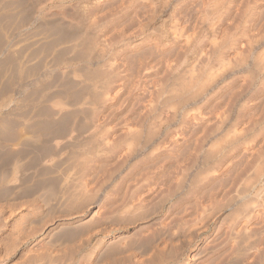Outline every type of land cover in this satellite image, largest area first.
<instances>
[{"label":"bare ground","instance_id":"1","mask_svg":"<svg viewBox=\"0 0 264 264\" xmlns=\"http://www.w3.org/2000/svg\"><path fill=\"white\" fill-rule=\"evenodd\" d=\"M38 1L39 2H37L36 7H37L39 12H43L49 4H53L56 1H59V2L64 4L67 2H73L74 0H38ZM105 1L107 2V0H89L88 2H86L87 3L86 5H83L82 8L80 7L81 11L79 12L80 13L79 15H77L78 13L76 12L75 13L76 15L74 14V16L69 17L67 19V22L65 20V22L67 24L63 21L58 22V23L55 22L53 24L46 25V28L42 29V30H44L43 32L38 31V34H37V32L35 33V34H37L36 35L37 38H36L35 42H40L41 43V44L39 43L40 45H42V46L44 45L42 47V50H41V48L40 49L38 48L40 51L39 53H41L40 59L43 57V59H41L43 61H42L41 66H40L42 68V70H49V69L67 70V69L73 68L74 66H79V68L72 70V73H71L72 75L70 74L71 80L68 82H67V80H64L67 83L64 82L65 85L62 83V86L63 85L64 86L62 88L60 86V88H61L60 90H58L56 88L55 89H52V88L49 89L48 87L44 86L43 89H41L42 91L40 92V94L39 95L37 94V96H36L37 98L34 96V98H36V99H35V101L33 100V107L31 110H28V111L24 110L23 111V110L16 108L17 111L6 113L5 115L0 114V191L4 190L7 187V185L12 181V179H16L19 174L27 175V176L30 175L33 178L34 177L38 178V180H45L46 178H49L52 176L55 177V175H57V174L59 176L61 174V171L56 166V165H58V162L62 158H65V157L68 159L74 158L77 161V159H79L81 157V155L78 157L79 153L81 152L79 149H81L82 151L86 150L85 152L90 153V155H91V153L93 154V147L96 148V150H97V147H95V145H97V144H98V146L99 145H105L104 146L105 149L106 148L108 149L109 146L107 147V145L111 144L110 147H112V149L113 148L115 149V141L116 140H114V144H113L114 146H113L112 145V143H113L112 139L114 138V136H113V138H111V140H112V142H111L110 137H109V135L111 133L108 134V131L110 130V127H111L109 124H111L110 122H112V121H110L109 124H106V125H108L107 127L109 129L106 128L102 122H104V120H107V118L109 117L107 115L108 114L110 115V113L112 114L113 110H115L114 107L116 108L115 105L120 103L119 102V103L115 104L114 102L117 101L116 100L117 98L119 100L118 95H120L122 93L121 92L122 88H123L122 86L128 85L125 83L126 79H128V78L125 77L126 79H124L125 81L123 80L124 81L123 82L122 77H124L125 73H127V72L129 73V71L131 69L133 70L134 66L135 67L138 66V69L135 68L138 71L134 70V72H132V70H131L130 74H132V73H136L137 75L139 74L138 76L137 75H131L134 78H135V76H137L136 81L139 83V80H140L139 76L144 74L145 77H147L146 73H150L153 68H154L153 70H155L154 73L157 71L155 66H157L158 62H156L157 60L155 61L154 58L159 56L158 52L165 51V49H167V48L171 49L176 42L179 43V41H181L182 42V45L180 46L181 49L180 48H178V50L175 49L176 51L180 50L178 52V54H177V52H174L175 50L173 51V49H172V51L174 52L172 54H175V53L177 54V55L175 54L174 56L172 55L173 57L176 56L175 57L176 59H174V60L170 59L167 61H166V59L165 60L162 59L165 61V63H164L160 59L161 57H163L161 55H164L163 53H165L164 58H167L168 57L167 54L169 52H172V51L168 52L167 50H166V52H168L167 54H166V52H163V53L161 52L162 53L160 55L161 57L160 56L157 57V58H159V62H160L159 64L163 63L164 66H167L166 72L164 73L165 77L162 79L163 74H161V73L163 71L160 73L157 71L159 75H162V77H160L156 73L161 78L160 79L161 81L155 82L153 84L154 88L152 87V84H150L151 86L149 85L151 88H153L152 90L155 91L156 96H155V94L152 93L153 99L150 100L151 103L148 105L149 106L148 112L145 113V115H143L144 113L142 114L144 117L141 120H143V121H141L139 119V117L137 118L139 121L143 122L141 124L138 122L135 124L136 126H138V124H139L140 128L133 126L134 123L132 126H130L132 124V123H129V121L132 120L130 118L131 117L130 116L131 114H130L129 115L130 120L129 121L127 120L128 121L127 123L129 125L127 124L126 128H125V131L127 132V134H125L126 132H123L124 131V129H123L122 132L126 136L121 137V135H123V133L121 132V135L119 134L121 137V138H119V140H121V141H118V140L117 141L124 143L125 140H127L129 138L128 141H126L128 143L124 145L126 150H124V148H122L123 151H125L124 152L125 157L133 155L138 150L139 147L143 148V150H144L143 152H145V154H142V156L143 155L144 156L141 157L143 159L140 160V162H138L139 158H137V160H135L136 163L134 162L135 168H133V169H135V170L140 169V168H136L138 163H139L142 165L144 164L143 165L144 168H142V169H145V170L143 171L144 173L142 172V170H139L138 174L141 171V174H139V176H138V174L137 175L134 174L137 177L135 178V176H133L134 181L133 180L132 181L136 182L137 178L140 179V176H142L140 179L141 182L138 183L139 181H137V183L140 184L139 187L143 186L142 182H144L145 183L144 186L147 187V185H148V187H149V188L147 187V189L149 190L148 192H151L153 195L155 193L157 194L158 192H159V195L162 194L161 196L165 195L164 197L160 196V198H164V199H159V200H161V201L165 200V201H162L163 204L160 201L162 205L160 204L161 207L158 208V210H157V211H159L158 212L159 217L158 218L156 217L157 219H159L158 222L161 226L162 225H163V227H164V225L168 226L173 221H176V222L178 221V227L177 228L179 230L185 231L186 233L188 231H190V232L191 231H193V232L200 231V230L208 228V225H207L208 223L206 224V222L211 220V218L212 219L214 217L216 218V216L218 214L220 215V213L223 212L224 210L225 211L228 210L229 216H228V213H226L227 214L226 217L228 218L229 221L227 220L226 222L227 223L230 222V223H229V226L227 225V227H228L227 231H226L227 234L228 235L230 234V236H232V234H233V236H234L235 234L241 233L242 236H243V234H246L249 238L251 236V234H253V231H255L257 229V227H256L257 224L260 223L262 220H264V147L260 146L257 148L259 143L262 140H264V139H262L264 137V99L262 100V96H264V66L262 68V66L260 65L262 60H264L263 59L264 53L261 56L262 58L259 61H256V62L261 61L259 63V65L262 68L257 73L258 77H260L258 79V81L260 83V86H259L260 87V89H259L260 94H258L257 91H255V92L253 91V94L255 93V95H253L251 93L252 95L246 96V95H244L245 85L242 86V84H240V82L238 83L239 78L237 77V74H236V72L240 73L241 70L238 71L239 68L238 67L236 68L237 65H234L232 62L234 60V62L236 63L237 58L240 56H243V54H245L247 51H245L246 50L245 49L244 50L245 53H244L243 50H240L242 48H240V44H238L237 40L228 41L227 39H225L221 36V33L224 32L225 29L230 30L233 27H234V29H236V27L238 26L237 22H239V19H241L240 16H243V13L241 14V12H240L241 11L240 9L243 8L242 7L243 4L247 3L250 6L252 4L254 5V3H257V2H254L255 0L254 1L253 0H244L246 3H244L243 0L242 1L241 0H201V4L203 3L202 5H204L205 11H203V6H202L201 10L203 13L201 12V15L197 18L198 21L193 22V23H195L196 28L194 29V31L192 33H189L188 28L190 29V27H192L191 25H194V24L193 23H187L188 21H185L187 24L186 23L184 24V22H182L180 20V19L183 20V17L180 15L178 17H182V18H179V19L178 18H171V20H169V22L166 21L168 24L167 25L165 24L166 27L164 25L163 26L165 28H167V30L164 31L162 34L157 35L156 33L146 34V31H147V28H149L150 25L154 22L153 21V19H154L153 15L158 16L157 15V14H159L158 9H160L162 12L163 11H169L170 14L172 12V16L174 17L173 14L176 11L181 13L183 9L184 10L186 9L185 8L186 6H188L189 4L195 3L197 0H128L129 4L127 2H125V4L130 5L129 9H131L132 6L138 5V3L142 2L143 4L148 5L147 8L144 5L145 11H149V10H147L149 7H151V9L153 8V10L156 9L158 11H156L157 12L156 14L152 13V16L150 15L151 16V17H149L151 20V21L149 20L150 23L146 22L145 24H142V25L140 24L139 25L140 27L138 26V28H136V31L133 33H130V30H134V29H132V27L130 28L129 33H128V31L125 32L123 30L124 32L122 31L120 34L117 35V37L114 38L113 35L110 36L111 32H109V30L105 27V25L108 24L107 22H109L111 20V18L116 13L111 14V16H110V14H104L103 15V14L99 13V11H98L99 7L102 6L103 2H105ZM198 1H200V0H198ZM239 1L242 2L243 4L239 5L238 4ZM18 2H16V3H18ZM116 2H117V0H116ZM122 2L124 3V0ZM251 2H254V3H251ZM120 3H121V1H120ZM74 4H72V6ZM113 4H115V3H113ZM92 5H95V6H92ZM238 6H241V8L238 9ZM91 7H93V8L96 7V10L90 12L89 9ZM93 8H92V10H93ZM115 8H116V6H115ZM125 8H123V4H122L121 9H125ZM187 8H189V7H187ZM247 8L248 7L245 5V7L242 9V11L244 10L246 12L248 11L250 13H254V11H255V10H253L254 7L250 6L249 7L250 9H247ZM100 9L103 10V8H100ZM191 9H192V7H191ZM78 10H80V9H78ZM110 10H111V8H110ZM206 10H208L207 11L208 14L211 11V13L213 15H216L214 21H209V19H210L209 16L212 14L210 13L208 15L207 13H205ZM238 10H240L239 14H238ZM116 11L117 10L114 9V11L112 13H114ZM143 11H144V9H143ZM186 11L189 12L188 9H186ZM198 11H200V10H198ZM258 11H259V9H258ZM134 12H135V14L137 13L136 11H134ZM189 13H191V11ZM256 13H257V11H256ZM256 13L254 15H256ZM25 14H27V13H25ZM118 14L119 13H117V15ZM142 14L143 13H141L140 15H142ZM170 14H168V18L170 17L169 16ZM188 14L186 13V15H188ZM236 14H238V16H236L234 18V15H236ZM244 14L246 16L249 15L248 13H245V12H244ZM226 15L231 16V19L234 18L233 19L234 23L232 21H230V23L232 22L231 23L232 25L237 23L236 24L237 26L234 25L232 27V25H230L231 26L230 28H229V25H226L228 27L224 26L225 25L224 24V22H225L224 18L226 17ZM137 16H138V13H137ZM130 17H132V16H130ZM237 17H239V19H238V21H235ZM248 17H250V16H248ZM248 17H246V18H248ZM134 18H136V17H134ZM139 18H141V16ZM227 18H229V20H230V17H227ZM251 18L255 19V16L253 17V14H252ZM126 19H125V21H126ZM129 19H131V18H129ZM250 19L248 20V22L252 21V19L251 20ZM112 20L110 22H113ZM184 20H185V18H184ZM116 21H119V20H116ZM130 22H131V20H130ZM221 22H222V24H221ZM248 22L244 21V24L246 27H247ZM113 23H115V20ZM131 23H133V22H131ZM138 23H141V22H138ZM121 24H122V22H121ZM121 24H118V25L122 26ZM135 24L138 25L137 23H135ZM249 24H250V22H249ZM136 25H134V26H136ZM161 25H159V26H161ZM222 25L224 27H226L224 30L222 29ZM107 26H109V25H107ZM120 26H117V27L115 26V27L117 29ZM128 26L130 27L131 25H128ZM242 26H244V25L242 24ZM241 28L243 29L244 27H241ZM112 29H114V27ZM120 29H121V27H120ZM120 29H118V30H120ZM128 29L129 28H127V30ZM0 31H1V33H3L2 26L0 28ZM23 32H24V30H23ZM248 32H249V30H248ZM243 33H244V31H243ZM247 34H245V35H247ZM39 35H42L43 37L38 38ZM134 35H138V36L143 35L144 36V38H142L140 41H138L139 42L138 44L136 42L135 46L140 45V47L143 48L142 52H144L143 51L144 48L148 47L147 49H149L148 51H150L151 53L147 54L144 52L145 54L142 53V56H140L139 54L136 53L139 56L136 55V58L134 57L133 60L136 59L137 61L135 60V62H132V64H135V63H137V64L136 65H130L131 66L130 68L127 67V65L125 64V61L124 62L120 61L121 65L125 64L126 66L125 65L124 66L127 67V70H126L127 72L123 71L124 73L122 72V74H124V75L122 76V74H121V71H122L121 68L122 67H121L118 59L121 58L119 56L121 55L120 53H122V51L131 47V45L133 43L131 44L129 42V40H131V38ZM222 38L228 42L225 43V41H223ZM246 39L250 40L251 38H248L246 36ZM251 41H252V39H251ZM246 43L249 44V46L247 45L248 47H250V45H252L251 42L249 43V41ZM246 43H244V44H246ZM144 45L145 46L149 45V46L144 47ZM153 45H155L154 46L156 48L155 50L153 47L151 48V46H153ZM137 47H135V48H137ZM149 47L151 49H153V51H151V49ZM173 48H175V47H173ZM36 49H37V47H36ZM147 49H145V51H147ZM156 50H158L157 51L158 54L155 53ZM16 52H17V50H16ZM138 52H139V50H138ZM10 53L12 54L13 52H10ZM31 53L32 52H30V54ZM35 53H34V55H35ZM134 54L135 53H133L132 55H134ZM140 54H141V52H140ZM155 54H157V55L154 57ZM34 55L32 54L31 56L34 57ZM126 55H128V54H126ZM5 56H7V55H5ZM31 56L29 54H23V55H19V56H17V54H16V56H15L14 65L16 66V68L15 67L14 68H15V70L17 69L16 73H18V74H16V73L15 74L18 75L21 79L24 78L23 77V75H25L24 72H26V74H27L29 71H32V70L26 71L25 67H24L26 65L29 66L28 65L29 62L34 60V58L31 60V58H32ZM35 56H37V55H35ZM130 56L131 55H129V57ZM169 56L171 57V55H169ZM125 57L127 59V56H125ZM240 58L242 60V57H240ZM130 59H132V57ZM213 59H217L216 61L218 64H223V68H224L223 72L220 69L214 70L215 66L211 65V62ZM129 62H128V64H131V62L130 63ZM166 62H167V64H166ZM155 63H156V65H155ZM94 65L97 67H94ZM257 65L255 67H258ZM260 66H259V68H260ZM23 67H24V69H23ZM125 67H123V68L126 69ZM235 68L237 69V71H235ZM28 69L29 68H27V70ZM207 69H208V71H207ZM33 70H34V68H33ZM36 70L39 71L40 68H39V70L38 69H36ZM248 70H249V68H248ZM68 72H71V70H69ZM205 72L207 73V75H206V79L203 80V75L205 74ZM251 72H253V71L251 70ZM251 72H249L250 75H251ZM34 74L35 73H33V75ZM30 75L32 76V74H30ZM68 75H69V73H68ZM254 75H256V74H254ZM128 76H129L130 80L134 79V78L130 77V75H128ZM25 77H26V75H25ZM149 77L152 78V76H149ZM250 77L252 78L253 75ZM68 78H70V76ZM144 78H143V81H144ZM151 78H150V80H147V79L146 80L151 81ZM153 78H155V77H153ZM241 78H243V77H241ZM24 79L26 80L27 77ZM157 79L158 78H155V81H158ZM134 81H135V79L133 81L131 80V82H132L131 84H133ZM152 81L154 82V80H152ZM137 82L134 85L138 86ZM220 82H226V83H225V85H223V83L221 85H218ZM115 83H117V85H115ZM123 83L125 85H122ZM142 83L140 82V84H142ZM140 84H139L138 88L141 87ZM134 85L132 86L133 90L135 88ZM237 85L240 87L241 86L243 87V89L241 88L242 91L238 90ZM126 86L124 89H126ZM22 87H24V86H22ZM144 87H145V85H144ZM129 89L132 90L131 88H129ZM141 89H142V87H141ZM123 92H125V90ZM144 92H145V89H144ZM222 92H223V96H225L224 95L225 93L226 94L228 92L230 93V94H227V95H229V97L225 96V97L229 98V100L226 98L229 101V102L226 101V103H228V105L227 104L226 105L229 108L227 106H224L225 103H223V99L220 97L222 100L219 98L220 100L216 99V101H219L220 102V103L218 102L219 104H221V102H222V104H224L222 106H224L225 108H228V109H226V110L224 109L223 112H218V113L214 112L215 115L212 116L214 118H206L204 115L208 116L209 113H204V112H207L208 109H207V111H203V112L201 110L203 108L206 109L205 106L209 102H212L213 101L212 99L215 98L217 95H220ZM143 95L144 94H142V96ZM139 96H140V94H139ZM122 97H123V95H122ZM34 98H32V99H34ZM154 98H157L159 100L158 102H160L163 105L161 111H159V112H157V108H158L159 104L157 105V102H156L157 99L155 100ZM120 99H122V98H120ZM126 99H125V101H127ZM226 99H224V101ZM260 99H261V102L263 101L262 102L263 105L260 104L261 107L256 112V115H258V114L261 115L260 121H258V119H256V120L252 119V117L255 116V114L253 116L254 112L252 113V117H249V119L247 117H245V116H251V113L250 114L247 113V111L250 108L249 104L254 103V102L258 103ZM131 100H133V98ZM134 100L138 101V99H135V98H134ZM110 101H114L113 102L114 106L111 104V106H113V108H111V109H110L111 106L108 107L110 104L109 103ZM29 102H31V101H29ZM107 103H109V104H107ZM154 103H156L157 106L154 105ZM17 104L19 106V103H17ZM99 104L100 105L101 104H105V105L107 104L108 106H105V107H108V109H110L108 111H112V112H108L106 110L107 112H105V113H108V114L107 115L104 114L102 116L103 113H100L101 115L99 114V112H102V111H100V110L97 111L98 109H96L97 108L96 107L95 108L96 111L94 110L95 111L94 113L97 112L98 116L100 115V116H102V118H104V116H106L103 121H102V118L101 119L99 118V121L96 122L95 120L94 121L92 120L95 117L94 116L92 117V113H91V111L89 112V110L91 108L97 106V105L99 106ZM123 104H126V106L129 107L128 103H123ZM136 104H138V103H136ZM145 104H147V103H145ZM190 104H193V105L189 106ZM119 105H118V109L120 108ZM134 105H132L130 107H133ZM141 105H144V104H141ZM255 105H257V104H255ZM121 106H122V104H121ZM208 106L210 107L211 105L208 104ZM212 106H216V105L215 104L213 105V103H212ZM1 107H2V105H0V108ZM101 107H99V109ZM122 107L126 108L125 105H123ZM136 107L134 109H136ZM144 107L146 108V106H144ZM224 107H221V108H224ZM258 107H256V108H258ZM253 108H254V106L252 107V109ZM103 109H104V107H103ZM118 109H116V110H118ZM131 109H129V112H131ZM234 109H237V115H236L237 117L236 118H232V116H231V114L233 113V112H231V110L233 111ZM65 111H66V113H65ZM135 111H137V110H135ZM87 112H89L90 115H87ZM179 112L182 113L183 120L181 119L182 120L181 123L177 124V125H179L178 127L173 128L172 122L174 121V118L176 116H179V115H177V114H179ZM201 112L203 113V115L201 114ZM120 113H122V112L120 111ZM128 113H126V114L128 115ZM247 114H249V115H247ZM87 116L88 117L91 116V118L90 117L88 118ZM121 116L123 118L124 115H121ZM126 116H124V118H126ZM135 116H139L138 113ZM135 116H133V117H135ZM202 116L205 118H203ZM83 117L87 120L91 119L92 124H88V122H85V120L83 121V122L88 124L87 129L86 130L84 129L85 133H87L86 137L88 139L87 140L84 139L86 141L85 143H83L84 141L81 142L83 140L82 139V140H80V144H78L79 143L78 139L81 138V136H82L81 135L82 128H80L81 126L79 123L82 119H84ZM114 117H115V115H113V118ZM244 117L248 120H245ZM113 118L111 120H113ZM122 118H121V120H122ZM95 119H97V118H95ZM117 120L119 121V119H117ZM191 121L196 122V127H194L195 125ZM120 122L121 121H119V124H120ZM190 122L193 123L194 126L191 125ZM228 123L230 124L229 126L227 125ZM189 124L191 126H193L194 128L191 127ZM115 125L117 126V123ZM240 125H243V127L242 126L240 127ZM189 126H190V128H192V131L189 130L190 129ZM258 126H260L261 128L257 129ZM122 127H123V125H122ZM165 128H166V130H165ZM82 133H83V130H82ZM112 134H113V132H112ZM116 134H118V133H116ZM127 135L131 136V138L130 137L126 138ZM183 135H186V136H183ZM187 135H188V137H187ZM182 136L184 138H182ZM115 137L118 138V136H115ZM179 137H180V140H181V138L184 140H182L181 142L178 141L177 138H179ZM185 137H187V139H185ZM250 137L253 138L252 141L249 140V139H251ZM122 138L123 139L126 138V139L123 140V142H122ZM114 139H116V138H114ZM263 142H261L262 145H263ZM81 144H83V145H81ZM126 145H127V147H126ZM116 149H118V148H116ZM102 150H104V149H101L100 151H102ZM96 152H99V151H96ZM107 152L108 153H106V154H109V151H107ZM81 153H83V152H81ZM111 153H112V151H111ZM115 153L117 156L118 153L116 151H115ZM94 154H96V153H94ZM15 155L18 156V157L16 156L18 159L14 162H11L10 159L12 157L15 158ZM86 155L87 154H84V157ZM111 155H114V153ZM145 155H146V157H145ZM28 158L33 165L28 160H25V162L28 161L31 164L30 166H28L29 164H27V166H28L27 167L25 162H24V164L22 162L24 159H28ZM117 158L119 159V157H117ZM81 159L82 158H80V160ZM80 160H78L79 162L77 161V163L75 162L72 164L78 165L80 162H82ZM89 160H91V159L89 158ZM121 160H122V156H121ZM126 161H127V159L125 160V162ZM66 162H68V161H66ZM117 162L121 163V161H117ZM122 162H124V161H122ZM68 163L70 164V162H68ZM92 163H93V161H92ZM112 163H114V162H112ZM81 164H79V165H81ZM121 164L123 166V163H121ZM115 165L118 166L117 164H115ZM142 165H140V166H142ZM80 167H78V168H80ZM117 168L118 167H116V169ZM94 169L95 168H93L92 171H94ZM129 169L130 168L128 167V172L129 171L131 172L132 170L131 169L129 170ZM66 170L68 171V169H66ZM72 170H73V168L70 170V172ZM104 170H106V169H104ZM87 171H89V170H87ZM116 171H115V173H116ZM152 171H155V172H152ZM108 172L106 171L107 174H108ZM110 172H111V170H110ZM80 173H82V172H80ZM125 173H127V172H125ZM87 174H89V172ZM151 174H153V175H151ZM84 175H83V177H84ZM113 175L114 174L112 173V176ZM61 176H62V174H61ZM109 176H110V174H109ZM124 176H125V174H124ZM63 177H64V175H63ZM97 178H99V177L97 176ZM123 178L126 179L125 177H123ZM50 179H49L50 182L54 181L53 177H52L53 180H50ZM88 179L90 180V178H87V180ZM158 179H159V182L161 181L160 183L157 181ZM38 180L36 182H38ZM74 180H76V178ZM129 180H131V179H129ZM55 181H56V179H55ZM60 181H58V183ZM80 181H82V180H80ZM95 181H97V180H95ZM103 181H104V179H103ZM22 182H24V181H22ZM124 182H125V180H124ZM42 183H44V182H42ZM137 183H135V185H137ZM74 184H77V183L74 182L73 185ZM78 184L80 185V183H78ZM130 184H131V181H130ZM53 185H56V184H53ZM73 185H72V187H74ZM79 185H78L77 189L74 187V190L76 189V191H78ZM85 186L83 187V185H82L80 188L83 187L85 189ZM8 187H7V190L5 189L4 192L7 191V193H8L9 190L12 188L10 186L11 188L8 189ZM39 188H42V187H39ZM57 188H59V187L57 186ZM67 188H68V186H67ZM87 188H89V187H87ZM116 188H117V186H116ZM136 188H137V186H136ZM50 189L51 188H49V190ZM91 189L89 188L88 190H91ZM126 189H128V188H126ZM36 190H37V188H36ZM62 190H63V188H62ZM71 190H72V188L70 189V191ZM85 190H84V192H85ZM133 190L135 191V189H133ZM159 190L162 192L160 193ZM33 191H35V189ZM76 191H74V193ZM141 191L144 192V189L143 190L141 189ZM38 192H39V190H38ZM91 192H92V190H91ZM28 193H30V192H28ZM74 193L71 194V192H70L69 195L70 196L73 195V198H74V195L76 194V193L75 194ZM138 193H139V191H138ZM147 193H145V195H147ZM151 193H150V195H151ZM85 194L87 195L89 193H85ZM134 194H135V192H134ZM30 195L31 194H29V196ZM45 195H46V193H45ZM136 195L138 196V194H136ZM136 195L134 197L137 198V200H136L137 203H134L131 201V200L136 199L133 197V194H132L130 196V198L132 197V199L129 200L132 202V204L126 203V205H123V208H121L119 211L116 210V211H118L117 212L118 215H121L120 213L123 212L122 213L123 215H121L122 217H119V221H120V218H123L124 215L126 216L129 213L133 212L134 210H135V212H137V210L135 208H138V210L139 209L141 210L143 208L144 204L147 203L146 200H148L149 195H147L148 197L147 196L144 197L145 195L143 193L139 194L138 197ZM142 195H144V196H142ZM77 196H78V198L76 197V199L77 200L80 199L79 198L80 196L79 195H77ZM125 196L126 195H124V197ZM154 196H152V198L153 197L156 198V195H154ZM32 197H35V196L33 195ZM86 197H88V195ZM58 199H57V202H58ZM76 199L74 198V200H76ZM84 199L85 198H83L82 200L84 201ZM91 199H92V197H91ZM91 199H89V200H91ZM106 199H110V198H106ZM18 200H19V198H18ZM82 200H81V202H82ZM151 200L152 199H150V201ZM15 201H17V200L15 199ZM15 201H14V204H15ZM64 201H65V199H64ZM29 202L32 203L33 201L32 202L29 201ZM88 202H90V201H88ZM111 203H112V201H111ZM2 204H3V202H2ZM67 204H71V203L69 202ZM83 204L85 206V202ZM86 204H88V203H86ZM120 204L121 203H119V205ZM73 205H76V204L73 203L71 206H73ZM60 206H62V205H60ZM63 206H65V205L63 204ZM78 206H79V204H78ZM88 206H90V204ZM113 206L114 205L112 203V206H110V208ZM85 207H87V206H85ZM107 207H106V209H107ZM119 207H122V205ZM18 208H20V209L7 210V209H9V205H8L7 209L2 210V208H1V211H0V251H4V253H7V252L9 253V251L12 252L13 249L16 250V247L19 245V243H21V241L24 238L27 239L33 235L36 236L38 233H39V235L36 236L37 242L35 241V243H37V244L43 243L45 240H47L51 237V234H53L52 233L53 231L55 234V229L58 228L61 224V223H57V222H55V223L50 222L51 224H45L43 226L42 230L40 228H38L37 226L36 227L39 230L37 228L32 229L31 227L28 226L29 229L30 228L32 229V230L31 229L29 230L32 233H29V234L24 233L23 224L26 225V223H24V221H25V219H27L28 213L26 211H24V209H21V207H18ZM66 208L68 209V206ZM76 208H78V207L75 206L74 210H76ZM114 208H115V206H114ZM147 208H149V207H147ZM63 209H65V208H63ZM67 209H66V211L70 210V209H68V210ZM80 209L81 208L79 207V210ZM38 211H39V209H38ZM97 211L98 210L97 209L95 210L94 207H89L88 211L84 215H81L82 213L81 214L79 213L80 215L74 213L73 217L71 215L68 217V215H67L68 218H65L64 222L65 221H67V222H70V221L73 222L74 221V223L79 222V221H81V219L85 218L84 216L86 214L89 216V218H90V216H91V218H93V216L97 215L96 213L100 212V210L98 212ZM51 213H53V212H51ZM56 213H55V215L57 216ZM66 213H68V212H66ZM69 213L71 214L70 211H69ZM223 214H224V212H223ZM60 215H62V214H60ZM130 215H135V214L132 213ZM219 215H218V217H219ZM51 216H52V214H50V217H49L50 219L52 218ZM82 216H83V218H82ZM115 216H117V215H115ZM40 217L42 218V215ZM40 217L39 218L37 217V218L40 219ZM61 217H63V216H61ZM65 217H66V215H65ZM128 217H130V216H128ZM128 217H127V219H128ZM89 218H87L88 222H90ZM131 218H133V217L131 216ZM138 218L139 217H137V221H138ZM147 218L148 217H145L143 219L139 218L138 223L135 221L134 222L130 221V222L132 224H135L138 226V229L142 233V234L140 233L141 235H144V236L148 235V237H150V239H151L155 236V233H156L155 227L159 226V224L157 225V222L155 223V221H157V219L155 217L154 218L151 217L150 220L146 221ZM43 219H42V221H43ZM93 219L94 220H92V221H95L96 218H93ZM107 219H109V218H107ZM52 220H53V218H52ZM52 220H50V221H52ZM129 220H127V222ZM140 220L145 221V222H140ZM85 222L87 224L91 225L87 221H84V223ZM100 222H102V221H100ZM104 222H105V220H104ZM28 223H30V222L28 221ZM34 223H37V222H34ZM34 223L32 222V224H34ZM38 223L43 224L44 222H38ZM129 223H127V224H129ZM78 224H80V223H78ZM93 224L95 225V223H93ZM102 224L97 225L94 228L92 227V234L86 231V229H87V226H86V227H84L85 231L87 232V235L85 233L86 236L84 234L83 235L80 234L81 236L76 235V236H78V238L75 237V239H74V237H73L72 238L73 240L69 239L66 241L65 240L66 237H65V239H64L65 241H63V239H62L63 242H60L61 240L58 241L59 243H57V241H55L56 243L54 242L55 244H53V246L56 248H54L52 246L49 247L47 245L48 248L46 249L44 247V245L42 244L43 248H45L47 251H45L43 256L40 255L41 258L37 257L39 259V261L37 262V260H36V264H93L92 260H93L94 256L96 254H99L100 252H103V250H105V251L107 250L108 252H105V251L104 252H105V254L106 253H109V254L103 255L102 257L107 256L105 258L109 259L108 261H111V263H110V262L106 261L107 259L104 260V262H106V264H186V262H187V261L182 262V259L180 258L181 259L180 260L178 258L177 255L180 252H178L177 254L171 253L172 255L169 256V253H168L169 249H167V244H165L164 241H163L164 243H161V241H160V243L156 242V244H154L155 243L154 241H153L154 243L153 242L151 243V241L149 240L147 242L148 245L149 246L152 244L153 245L150 247L149 250H146V252L144 251L143 252L144 254L142 253L143 255H140L141 253L138 254L137 251L133 250V248H125V246H127V244L125 243L127 240L124 241L123 239H121L124 241V243L126 245L124 246V243H122L120 241L121 243H119V244H123L122 247H124L125 249H124V251H120L121 253L118 254L119 250H121V246H117V245H119V244H117V242H116V244L112 243L113 240L110 242V244H109V242L107 243V241H106V238H108L114 234L115 229L114 230L111 229L109 231L108 229H110V228H108V227H107L108 229L106 227L104 228L102 226ZM154 225H155V227H153ZM84 226H85V224H84ZM119 226H120V223H119ZM122 226L124 227L125 225L123 224ZM167 226H165V227H167ZM62 227H60V228H62ZM113 227H114V225H113ZM254 227H256V229H254ZM75 228L77 229L78 226ZM111 228H112V226H111ZM93 229H95V231ZM186 230H188V231H186ZM217 230H218V228H217ZM136 232L137 231H135V233ZM193 232H192V234H193ZM68 233H69V231H68ZM76 233L78 234V232H76ZM89 234H91V235L88 236ZM188 234H190V233H188ZM64 235H66V234H64ZM171 235H170V237H171ZM35 236H34V238H35ZM151 236H153V237H151ZM187 237H188V235H187ZM52 238H50L49 240H51ZM244 238H246V237H244ZM124 239H126V238H124ZM134 239H136V236ZM176 239H175V241H176ZM118 240H116V241H118ZM132 241H135V240H132ZM49 242L51 243V241H49ZM166 242H167V240H166ZM46 243L47 242H45L44 244H46ZM52 243H51V245H52ZM128 243H130V242H128ZM149 243H151V244H149ZM261 243H264V242H261ZM42 245L40 248L41 250H42ZM175 245H177V244H175ZM187 245H188V243H187ZM57 246L58 247L60 246L61 248L59 247V249H57L58 248ZM235 246H236V244H235ZM117 247H119L120 249ZM139 247H140V245H139ZM143 247L144 246H142L141 248H143ZM34 250H36V249H34ZM38 250H39V248H38ZM166 250H167L168 254L166 253ZM28 251H29V249H28ZM172 251H173V249H172ZM38 252H40V251H38ZM43 252H44V249H43ZM116 252H117V256L118 255H120V256H118V257L116 256L113 258V255H116L115 254ZM169 252H171V250ZM225 252H227V251H225ZM0 253H2V252H0ZM29 253H30V251H29ZM166 254L168 255V257L165 256ZM99 255H102V254H99ZM0 256L2 257V254ZM3 256H4V254H3ZM36 256H38V255H35V257ZM23 257H25V256H23ZM99 257L101 258V256H99ZM257 261H259V260H257ZM33 264H35V262H33ZM102 264H103V262H102ZM207 264H209V263H207Z\"/></svg>","mask_w":264,"mask_h":264},{"label":"rangeland","instance_id":"2","mask_svg":"<svg viewBox=\"0 0 264 264\" xmlns=\"http://www.w3.org/2000/svg\"><path fill=\"white\" fill-rule=\"evenodd\" d=\"M19 1V2H18ZM26 1V2H25ZM84 1V2H83ZM89 0H74L73 2H67V3H61V2H59V1H56L55 3H53V4H49L46 8H45V10L43 11V12H39L38 11V9H37V2H39L38 0L36 1V0H0V28H1V26H2V29H3V33H1V31H0V46L2 47H0V105H2V109L0 108V114H2V115H5L6 113H10V112H13V111H17L16 110V108L17 109H20V110H31L32 109V107H33V100L35 101V99L37 98L36 96H37V94L39 95L40 94V92L42 91L41 89H43V87L45 86V87H48L49 89H58V90H60L65 84H64V82H66V81H64V80H67V82L68 81H70L71 80V73H72V70H74V69H77V68H79V66H74L73 68H71V69H67V70H64V69H56V70H54V69H49V70H42V68L40 67L41 66V63H42V61L43 60H41V59H43V57L40 59V57H41V53H39L40 51H39V49L41 48V50H42V47L44 46H42V45H40L41 43L40 42H35L36 41V38H37V34H38V31L39 32H43L44 30H42V29H44V28H46V25H50V24H53V23H58V22H65V20H66V22H67V19L69 18V17H71V16H74V14L77 12L78 14L77 15H79L80 13V11H81V8L83 7V5H86L87 3L86 2H88ZM120 1H121V3L123 4V8H125V9H121L122 8V4L120 3ZM123 0H117V2H116V0L114 1V0H107V2L105 3V2H103V5L102 6H100L99 7V13H101V14H110V16H111V14H115L112 18H111V20L114 22V20H115V23H113V22H107L108 24H106L105 25V27L109 30V32H111L109 35L110 36H112L113 35V37L115 38V37H117V35L118 34H120L123 30L125 31V32H127L128 31V33H129V30H130V28L132 27V29H134V30H130V33H133V32H135L136 31V28H138V26L141 24H145L146 22L148 23H150V18L149 17H151L152 16V13L153 14H156L157 12L156 11H158V13L159 14H157L158 16H156V15H153V23L150 25V27L149 28H147V31H146V34H152V33H156L157 35H160V34H162L164 31H166L167 30V28H165L166 26H165V24L167 25L168 23L166 22V21H168L169 22V20H171V18H182L183 17V20L182 19H180L182 22H184V24L186 23L185 21H188L187 23H193L194 21L196 22V21H198V17L201 15V12H202V6H203V11H205L204 10V5H202L201 4V0L200 1H194L195 3H192V4H189L188 6H186L185 8L186 9H188L189 10V12L191 11V13H189V12H187L186 11V9L184 10H182V12L181 13H179L178 11H176L173 15H174V17L172 16V12H171V14H170V12L169 11H161L160 9H158V10H156V9H154L153 10V8L151 9V7H149L147 10H149V11H145V8H144V5H145V7L147 8L148 7V5L147 4H143L142 2H140V3H138V5H135V6H132L131 7V9H129L130 8V5H128L129 4V1L128 0H124V3L122 2ZM242 1V0H241ZM254 1V0H253ZM16 2H18V3H16ZM22 2V3H21ZM30 2V3H29ZM119 2V3H118ZM125 2H127L128 4L126 5L125 4ZM243 2L244 3H246L244 0H243ZM254 2H257V3H254ZM254 2H251V3H254V5L252 4V5H250V6H252V7H254L253 8V10H255L254 11V13H250V12H246V11H244L245 13H248L249 15L248 16H250V17H248V16H246L245 14H244V12L242 11V9L245 7V5L248 7L247 9H250L249 7V4H243L242 2H238V4L240 5V4H243V8H241V6H238V9L239 8H241L240 10H238V14H239V11L241 12V14L243 13V16H240V18L242 19H239V17H237L236 18V20L235 21H238V19H239V22H235L236 24H231L232 22L234 23V18L236 17V16H238V14H236V15H234V18H232L231 19V16H228V15H226V17L223 19L225 22H224V26H226V25H229V28L231 27L230 25H232V27L235 25V26H237L236 27V29H234V27L233 28H231L230 30L228 29H225L226 27H228V26H226V27H224L223 25H222V29L224 30V32H222L221 33V36L223 37V38H225V39H227L228 41H231V40H237V42H238V44H240V48H242V49H240V50H243V52H244V50L245 51H247L245 54H243V56H240V57H242V60H241V58L240 57H238L237 58V61H236V63L234 62V60H233V64L234 65H237L236 66V68L238 67L239 69H238V71H240V73H237L236 72V74H237V77L239 78L238 79V83L240 82V84H242V86L243 85H245V87H244V91H245V93H244V95H246V96H250V95H252L253 94V91L255 92V91H257V93L258 94H260L259 93V89H260V83H259V81H258V79L260 78V77H258V71L260 70V69H262L263 68V66H264V60H262V62L260 63V62H256V61H259L262 57V54L264 53V0H255ZM29 3V4H28ZM75 3V4H74ZM113 3H115V4H113ZM250 3V4H251ZM25 4V5H24ZM72 4H74L73 6H72ZM117 4V5H116ZM121 6H120V5ZM141 4V5H140ZM256 4V5H255ZM82 5V6H81ZM105 5V6H104ZM110 5V6H109ZM116 6V8H115V6ZM119 5V6H118ZM126 5V6H125ZM193 5V6H192ZM92 6H95V5H92ZM104 6V7H103ZM128 6V7H127ZM192 7V9H191V7ZM257 6V7H256ZM259 6V7H258ZM81 7V8H80ZM139 7V8H138ZM187 7H189V8H187ZM14 10H13V9ZM25 8V9H24ZM92 8L93 7H91L90 9H89V11L91 12V11H95L96 10V7H94L93 8V10H92ZM100 8H103V10L102 9H100ZM107 8V9H106ZM110 8H111V10H110ZM137 8V9H136ZM141 8V9H140ZM194 8V9H193ZM199 8V9H198ZM12 9V10H11ZM78 9H80V10H78ZM114 9L115 10H117L116 12H114V13H112L113 11H114ZM119 9V10H118ZM143 9H144V11H143ZM258 9H259V11H258ZM140 10V11H139ZM152 10V11H151ZM198 10H200V11H198ZM261 10V11H260ZM72 11V12H71ZM134 11H136L137 13H138V16H137V13L135 14V12ZM208 10H206V12L205 13H207L208 14V12H207ZM256 11H257V13H256ZM263 11V12H262ZM37 12V13H36ZM111 12V13H110ZM126 12V13H125ZM129 12V13H128ZM184 12V13H183ZM188 14V15H186V13ZM260 12V13H259ZM25 13H27V14H25ZM39 13V14H38ZM117 13H119L118 15H117ZM128 13V14H127ZM141 13H143L142 15H140ZM145 13V14H144ZM150 13V14H149ZM197 13V14H196ZM203 13V12H202ZM211 13V11L209 12V14ZM237 13V12H236ZM256 13V15H254ZM262 13V14H261ZM51 14V15H50ZM123 16H122V15ZM132 14V15H131ZM168 14H170L169 16V18H168ZM194 14V15H193ZM208 14V15H209ZM212 14V13H211ZM252 14H253V17L255 16V19H253V18H251L252 17ZM76 15V14H75ZM151 15V16H150ZM176 15V16H175ZM182 16V17H178V16ZM193 15V16H192ZM263 15V16H262ZM121 16V17H120ZM130 16H132V17H130ZM136 17V18H134V17ZM141 16V18H139ZM148 16V17H147ZM186 16V17H185ZM192 16V17H191ZM36 17V18H35ZM124 17V18H123ZM210 17V19H209V21H214L215 20V17H216V15H210L209 16ZM227 17H230V20H229V18H227ZM246 17H248L249 19L251 18L252 19V21H249L250 22V24H249V22H248V18H246ZM15 18V19H14ZM24 18V19H23ZM62 20H61V19ZM123 18V19H122ZM127 18V19H126ZM129 18H131V19H129ZM143 18V19H142ZM148 18V19H147ZM165 18V19H164ZM184 18H185V20H184ZM188 18V19H187ZM263 18V19H262ZM27 19V20H26ZM51 19V20H50ZM125 19H126V21H125ZM129 19V20H128ZM146 19V20H145ZM191 19V20H190ZM245 19V20H244ZM247 19V20H246ZM250 19V20H251ZM55 20V21H54ZM59 20V21H58ZM116 20H119V21H116ZM130 20H131V22H133V23H131L130 22ZM133 20V21H132ZM135 20V21H134ZM142 20V21H141ZM144 20V21H143ZM148 20V21H147ZM150 20V21H149ZM190 20V21H189ZM227 20V21H226ZM27 21V22H26ZM33 21V22H32ZM36 21V22H35ZM54 21V22H53ZM128 21V22H127ZM230 21H232L231 23H230ZM244 21L245 22H248L247 23V27L245 26V24H244ZM47 22V23H46ZM65 22V23H66ZM117 22V23H116ZM121 22H122V24H121ZM126 22V23H125ZM138 22H141V23H138ZM223 22V21H222ZM222 22H221V24H222ZM252 22V23H251ZM257 22V23H256ZM130 23V24H129ZM135 23H137L138 25H136ZM186 23V24H187ZM67 24V23H66ZM118 24H121L122 26H120V25H118ZM131 25L130 27L128 26V25ZM136 25V26H134V25ZM162 24V25H161ZM194 25H195V23H193ZM242 24L244 25V26H242ZM249 24V25H248ZM252 24V25H251ZM19 25V26H18ZM27 25V26H26ZM107 25H109V26H107ZM159 25H161V26H159ZM165 27H164V26ZM194 25H191L192 27H190V29L188 28V30H189V33H192L193 31H194V29L196 28V25L194 26ZM111 26V27H110ZM117 26H120L121 27V29H120V27L119 28H117L116 29V27ZM127 26V27H126ZM30 27V28H29ZM114 27V29H112ZM140 27V26H139ZM224 27V28H223ZM241 27H244L243 29L241 28ZM127 28H129L128 30H127ZM249 30V32H248V30ZM253 28V29H252ZM262 28V29H261ZM6 29V30H5ZM114 31H112V30ZM118 29H120V30H118ZM165 29V30H164ZM23 30H24V32H23ZM159 30V31H158ZM227 30V31H226ZM244 31V33H243V31ZM120 31V32H119ZM123 31V32H124ZM207 31V30H206ZM247 31V32H246ZM263 31V32H262ZM16 32V33H15ZM20 32V33H19ZM37 32V34H35ZM117 32V33H116ZM119 32V33H118ZM248 33V34H247ZM6 34V35H5ZM24 34V35H23ZM31 34V35H30ZM40 34V33H39ZM244 34V35H243ZM245 34H247V35H245ZM253 34V35H252ZM246 36L248 37V38H251L252 39V41H251V39L249 40H247L246 39ZM40 37H43L42 35H39V37L38 38H40ZM244 37V38H243ZM260 37V38H259ZM26 38V39H25ZM142 38H144V36L143 35H134L132 38H131V40H129V42L133 45H131V47H127L128 49H126V50H124V51H122V53H120L118 56L119 57H121L120 59H118V61H119V63H120V65H121V62L120 61H122V62H124L125 61V64L127 65V67L128 68H130L131 66L130 65H136L137 63H135V64H132V62H135V60H133L134 59V57L136 58V55L137 54H139L140 56H142V53H147V54H150L151 52L150 51H148L149 49H147L148 47L147 46H149V45H147V46H145L144 45V47H147V48H144V52H142V49L143 48H141L140 47V45H136L135 46V44H136V42H137V44L139 43L138 41H140ZM222 38V39H223ZM233 38V39H232ZM3 39V40H2ZM29 39V40H28ZM225 39H223V41H225ZM259 40V41H258ZM2 41V42H1ZM228 41H225V43L226 42H228ZM249 41V43L251 42V44L252 45H250V47H248L249 46V44H247L246 42H248ZM16 42V43H15ZM135 42V43H134ZM40 43V44H39ZM244 43H246V44H244ZM254 43V44H253ZM15 44V45H14ZM24 44V45H23ZM179 44V45H178ZM257 44V45H256ZM22 45V46H21ZM129 45V46H130ZM178 45V46H177ZM182 45V42L181 41H179V43L178 42H176L175 44H174V46L173 47H175V48H167V49H165V51H161L162 53L163 52H166V50L169 52V51H172V49H173V51L176 49V50H178V48H180L181 49V46ZM246 45V46H245ZM248 45V46H247ZM4 46V47H3ZM20 46V47H19ZM137 47V48H135V47ZM155 45H153V46H151V48L153 47L154 48V50L156 49L155 47H154ZM24 47V48H23ZM28 47V48H27ZM36 47H37V49H36ZM140 47V48H139ZM143 47V46H142ZM17 48V49H16ZM35 48V49H34ZM139 48V49H138ZM150 48V47H149ZM150 48V49H151ZM244 48V49H243ZM15 49V50H14ZM30 49V50H29ZM141 49V50H140ZM145 49H147V51H145ZM169 49V50H168ZM248 49V50H247ZM250 49V50H249ZM11 50V51H10ZM16 50H17V52H16ZM20 50V51H19ZM23 50V51H22ZM32 50V51H31ZM35 50V51H34ZM136 50V51H135ZM138 50H139V52H138ZM174 51V52H177V54H178V52L180 51ZM5 51V52H4ZM13 52L12 54L10 53V52ZM151 51H153V49H151ZM157 51L158 50H156L155 51V53H157ZM166 52V54L168 53L169 55H171V57L167 54V58H164V56H165V53H163L164 55H161L162 53L161 52H158L159 53V56L161 55V56H163V57H161L160 59L162 60V59H166V61L167 60H174V59H176L175 57H173L175 54H172V53H174V52ZM30 52H32L31 54H30ZM35 53V55H37V56H35L34 55V53ZM42 52V51H41ZM130 52V53H129ZM140 52H141V54H140ZM125 53V54H124ZM133 53H135L134 55H132ZM137 53V54H136ZM144 53V54H145ZM154 53V52H153ZM157 53V54H158ZM16 54H17V56H19V55H23V54H29L30 56L33 54L34 55V57H32L31 58V60L34 58V60H32L31 62H29V66H24L25 67V70L26 71H29V70H32V71H29L27 74H26V72H24V74L26 75V77H27V79L25 80L24 78H26L25 77V75H23V79H21L18 75H16V74H18V73H16L17 72V69L15 70V68H16V66L14 65V62H15V56H16ZM126 54H128V55H126ZM157 54H155L154 55V57L157 55ZM176 54V55H177ZM248 56H247V55ZM257 54V55H256ZM5 55H7V56H5ZM15 55V56H14ZM129 55H131L130 57H129ZM139 55H137V56H139ZM173 55V56H172ZM11 56V57H10ZM125 56H127V59H126V57ZM159 56H157V57H159ZM258 56V57H257ZM9 59H7V58ZM11 59H10V58ZM14 57V58H13ZM132 57V59H130ZM157 57H155L154 59H155V61L156 62H158L157 63V66H155L156 67V69H157V71L160 73V72H162L161 74H163V77H162V75H159L158 74V72L156 71L155 73H154V71L155 70H151V72L150 73H146V75H147V77H145V75L144 74H142L141 76H139V83L136 81L137 79V76L139 75H137L136 73H132V74H130V71L132 70H130L129 71V73L126 71L127 70V67H125L126 65L125 64H123V65H121V69H122V71H121V74H122V72L123 71H126L127 73H125V75L124 74H122V76L124 75V77H122V81L124 80V79H126V78H128V79H126V81H125V83L126 84H128L127 86L123 83L122 85H125L126 86V89H124L125 88V86H122L123 88H122V93L120 94V95H118V97H119V100H118V98L116 99L117 101H110L109 103H107V104H109V106L106 104H99V106L97 105V106H95V107H93V108H91L90 110H89V112L91 111V113H92V117L94 116L95 118H97V119H92L93 121L95 120L96 122L97 121H99V118L101 119L102 118V116L105 114V115H107L108 113H105V112H107L108 110H110L111 108H113V104L115 103V104H117V103H119V104H117V105H115L116 106V108L114 107V109L115 110H113V113L111 114L110 113V115L108 114L107 116H109L108 118H107V120H104L105 119V117L106 116H104V118H102V121L104 120V122H102L104 125H105V127L106 128H108L107 126L108 125H106V124H109V122L110 121H112V122H110L111 124H109L110 126V130L108 131V134H110L109 135V137H110V141L112 142V140H113V143H112V145L114 144V140H116L115 141V149L113 148L112 149V147H110V145H107V147L109 146V150L106 148L105 149V145H99L98 146V144L97 145H95V147H97V150H96V148H94L93 147V154L91 153V155H90V153H86L85 151L86 150H84V151H82L81 149H79L81 152H83L84 154H87L85 157H84V154L83 153H79V155H78V157L81 155V157L80 158H82L81 160H80V158L79 159H77V161L78 160H80V161H82V162H80L79 164H81V165H77V164H72V163H77V161L74 159V158H72V159H68V158H62L59 162H58V165H56L57 167H58V169L61 171V174H62V176H61V174L58 176V174L57 175H55V177L54 176H52L53 177V179H54V181H55V179H56V181L54 182V181H49V179L50 180H53L52 179V177H49V178H46L45 180H38V178H33L32 176H30V175H22V174H19L18 176H17V178L16 179H12V181L7 185V187H8V189L9 188H11L10 190H9V194L7 193V191L6 192H4L5 191V189L7 190V187L4 189V190H2V191H0V211H1V208H2V210H4V209H7V207H8V205H9V209H7V210H10V209H20V208H18V207H21V209H24V211H26L28 214H27V219H25V221H24V223H26V225L25 224H23V228H24V233H27V234H29V233H32L31 231H29L31 228L32 229H36L37 227L38 228H40L41 230H42V228H43V226L45 225V224H51V223H55V222H57V223H61L60 224V226L58 227V228H56L55 229V234H54V231L52 232L53 234H51V237L50 238H52L51 240H49V239H47V240H45L43 243H40V244H37V243H35V241L37 242V240H36V236L37 235H39V233L35 236V235H33V236H31V237H29V238H24L22 241H21V243H19V245L16 247V250L15 249H13L12 250V252L11 251H9V253L7 252V253H4V251H0V252H2V253H0V255L2 254V257L0 258V264H33V262H35V264H36V260H37V262L39 261V259L38 258H41V256H43L44 255V253H45V251H47L46 249L48 248V246L50 247V246H52V247H54L53 246V244H55L56 242L55 241H57V243H59L58 241H60V242H63V241H67V240H69V239H72L73 237H74V239H75V237L76 238H78V236H81V235H85V233H86V235H87V232H89V233H91L92 234V227L94 228L95 226H97V225H101L102 223V226L105 228H110V229H108L109 231L112 229V230H114L115 229V231H114V234L113 235H111L110 237H108V238H106V241H107V243L109 242V244H110V242L112 241V243H115L116 244V242H117V244H119V243H124V241H126L125 243L127 244V246H125L126 244L124 243V246H125V248H133V250H135V251H137V253L138 254H140V255H143L144 253V251L146 252V250H149L150 249V247L153 245H148V241L150 240L151 241V243L153 242L154 244H156V242L157 243H160V241H161V243H164L165 242V244H167V249H169L168 250V253H169V256H171L172 254L171 253H173V254H177L178 252H180L177 256H178V258L180 259H182V262H186V264L188 263V264H207V263H209V264H264V243H261V242H264V220H262L260 223H258L257 224V229H256V227H254V229H256L255 231H253V234H251V236L248 238V236L246 235V234H243V236H242V234L240 233V234H235L234 236H233V234H232V236H230V234L228 235L227 234V225L229 226V223L230 222H226L227 220H228V218L226 217V213H228V216H229V212H228V210L227 211H223L224 212V214H223V212H221L220 213V215H219V217H218V215L216 216V218L214 217L213 219L211 218V220H209L208 222H206V224L208 225V228H206V229H203V230H200V231H195V232H193V231H188V230H186V231H188L187 233L185 232V231H182V230H179L177 227H178V221L176 222V221H173L171 224H169L168 226L167 225H164V227H163V225L161 226L160 224H159V222H158V220L159 219H157L158 217H159V211H157L158 210V208H160L161 206H160V204H161V202L162 201H165V200H159V199H164V198H160V196L162 195H159V192L156 194H154V195H156V198H154L155 196L151 193V192H148L149 190L147 189V187H148V185H147V187H145L144 185H145V183L144 182H142V184H143V186L145 187H143V186H140L139 187V185L140 184H138V183H140L141 181H140V179H141V177L142 176H140V179L139 178H137V181H139L138 183H137V181L136 182H133L134 180H133V176H135V175H137L138 174V171L139 170H142V172L145 170V169H142V168H144L143 167V165L142 164H139L138 163V165H137V167L136 168H140V169H133V168H135L134 166H135V163H136V161L135 160H137V158H139L138 160V162H140V160H142L143 158H141V157H143L142 156V154H145V152H143L144 150H143V148L142 147H139L138 148V150L133 154V155H131V156H128V157H125L124 155V152L125 151H123V149L122 148H124V150H126L125 149V144H127L128 142H126V141H128V137H130L131 138V136H129V135H127V137L126 138H128L127 140H125V139H123L122 138V142H123V140H125V142L124 143H121V142H118V141H121V140H119V138H121V137H125L126 135L125 134H127V132L125 131V128H126V125L128 124L127 122L130 120V118L132 119V120H130L129 121V123H132L130 126H132L133 125V123H134V125L133 126H135V127H138V128H140L139 127V124H138V126H136L135 124L138 122V123H143V122H141V121H143V120H141L144 116L143 115H145V113H147L148 112V109H149V104L151 103L150 102V100L151 99H153V95H152V93L153 94H155V91H153L152 89L154 88L153 87V84L155 83V82H160L161 80V78L160 77H162V79L165 77V75H164V73L166 72V67L167 66H164V64L162 65V64H159L160 62H159V58H157ZM254 57V58H253ZM4 58V59H3ZM126 60H125V59ZM139 58V57H138ZM240 58V59H239ZM247 58V59H246ZM251 58V59H250ZM257 58V59H256ZM123 59V60H122ZM129 59V60H128ZM245 59V60H244ZM263 59H264V54H263ZM13 60V61H12ZM131 60V61H130ZM133 60V61H132ZM164 60H162L164 63H165V61ZM217 59H213L212 60V62H211V65H213V66H215L214 68V70H221L222 72H223V64H218L217 63V61H216ZM248 60V61H247ZM127 61V62H126ZM131 62V64H128V62ZM137 61V60H136ZM35 62V63H34ZM129 62V63H130ZM250 62V63H249ZM37 63V64H36ZM246 63V64H245ZM258 65H257V64ZM259 63H260V65L262 66V68H261V66L259 65ZM34 64V65H33ZM166 64H167V62H166ZM165 64V65H166ZM258 66V67H255L256 65ZM4 67H3V66ZM125 65V66H124ZM155 65H156V63H155ZM82 66V65H81ZM92 66V65H91ZM259 66H260V68H259ZM15 67V68H14ZM24 67H23V69H24ZM38 67V68H37ZM94 67H97V66H95L94 65ZM123 67H125L126 69H124ZM133 67V66H132ZM27 68H29L28 70H27ZM33 68H34V70H33ZM39 68H40V70H39ZM134 69L132 70V72H134V70H137L138 69V66H134L133 67ZM135 68H137V69H135ZM235 68V71H237V69ZM248 68H249V70H248ZM36 69H38L39 71H37ZM69 70H71V72H68ZM251 70L253 71V72H251ZM15 71V72H14ZM138 71V70H137ZM136 71V72H137ZM207 71H208V69H207ZM206 71V72H207ZM67 72V73H66ZM205 72V74L203 75V80L204 79H206V75H207V73ZM249 72H251V75H250V73ZM16 73V74H15ZM33 73H35L34 75H33ZM66 73V74H65ZM68 73H69V75H68ZM124 73V72H123ZM160 76H158L157 74ZM256 74V75H254V74ZM14 74V75H13ZM30 74H32V76L29 75ZM42 76H41V75ZM71 74V75H70ZM127 74V75H126ZM154 74V75H153ZM128 75H130V77H132L131 75H137V76H135V78L134 77H132V78H134L135 79V81L137 82V84H138V86L137 85H134L135 83L133 82V84H131L132 82H131V80L133 81L134 79H131L130 80V78H129V76ZM241 75V76H240ZM253 75V77L251 78L250 76H252ZM15 76V77H14ZM29 76V77H28ZM70 76V78H68ZM145 78H144V77ZM149 76H152V78L151 77H149ZM157 76V77H156ZM7 77V78H6ZM11 77V78H10ZM58 77V78H57ZM126 77V78H125ZM144 78V81H143V78ZM153 77H155V78H158L157 80L158 81H155V78H153ZM241 77H243V78H241ZM19 78V79H18ZM150 78H151V81H147V80H150ZM147 79V80H146ZM253 79V80H252ZM49 80V81H48ZM128 80V81H127ZM130 80V81H129ZM142 80V81H141ZM152 80H154V82L152 81ZM7 81V82H6ZM63 81V82H62ZM121 81V82H122ZM123 81V82H124ZM254 81V82H253ZM31 82V83H30ZM45 82V83H44ZM66 82V83H67ZM140 82L142 83V84H140ZM153 82V83H152ZM243 82V83H242ZM257 82V83H256ZM15 83V84H14ZM62 83L64 84L63 86H62ZM223 83V85H225V83L226 82H220L218 85H221ZM14 84V85H13ZM41 84V85H40ZM139 84L141 85V87H142V89H141V87L140 88H138L139 87ZM145 85V87H144V85ZM150 84H152V87L153 88H151L150 86ZM239 84V85H240ZM48 85V86H47ZM115 85H117V83H115ZM120 85V84H119ZM135 86V88H134V90H133V88H132V86ZM150 85V86H149ZM222 85V86H223ZM252 87H251V86ZM22 86H24V87H22ZM51 86V87H50ZM60 86H61V88H60ZM238 86V85H237ZM240 87V86H238V90H240V91H242L241 90V88L243 89V87ZM42 87V88H41ZM131 88L132 90H130L129 88ZM144 87V88H143ZM240 87V88H239ZM23 88V89H22ZM128 88V89H127ZM138 88V89H137ZM141 89V90H140ZM144 89H145V92H144ZM148 89V90H147ZM237 89V88H236ZM125 90V92H123ZM129 90V91H128ZM139 90V91H138ZM21 91V92H20ZM132 91V92H131ZM37 92V93H36ZM129 92V93H128ZM131 92V93H130ZM143 92V93H142ZM151 92V93H150ZM224 92V91H223ZM223 92L220 94V95H217L215 98H213L212 100V102H209L208 104L209 105H211L210 107L208 106V104L205 106L206 107V109L205 108H203L201 111L203 112V111H207V109H208V111L207 112H204V113H209L208 114V116H206V115H204L206 118H214V117H212V116H214L215 115V113H218V112H223L224 111V109L226 110V109H228L229 107L227 106L228 105V103H226V101L227 102H229L228 100H229V98H227V97H229V95H227V94H230L229 92L226 94H224L225 96H227V97H225V96H223ZM250 92V93H249ZM124 93V94H123ZM252 93V94H251ZM34 94V95H33ZM137 94V95H136ZM139 94H140V96H139ZM142 94H144L143 96H142ZM33 95V96H32ZM122 95H123V97H122ZM125 95V96H124ZM128 95V96H127ZM253 95H255V93L253 94ZM21 96V97H20ZM26 96V97H25ZM34 96L36 97V98H34ZM135 96V97H134ZM137 96V97H136ZM139 96V97H138ZM146 96V97H145ZM155 96H156V94H155ZM145 97V98H144ZM222 98L223 99V103H225V105L224 104H222V102H221V104H219L220 102L219 101H216V99L218 100L219 98ZM26 98V99H25ZM32 98H34V99H32ZM120 98H122V99H120ZM127 100V101H125V99ZM133 98V100H131V99ZM134 98L135 99H138V101L137 100H134ZM220 98V99H221ZM228 100H227V99ZM143 99V100H142ZM155 100L157 99V98H154ZM215 99V100H214ZM219 99V100H220ZM221 99V100H222ZM224 99H226L225 101H224ZM264 99V96H262V100ZM122 100V101H121ZM124 100V101H123ZM148 100V101H147ZM154 100V101H155ZM7 101V102H6ZM22 101V102H21ZM29 101H31V102H29ZM145 101V102H144ZM159 100L157 99L156 100V102H157V105H158V108H157V112H159V111H161V109H162V104L160 103V102H158ZM112 102V103H111ZM114 102V103H113ZM133 102V103H132ZM218 104H217V103ZM263 102V101H262ZM262 102H261V99L259 100V102L258 103H256V102H254V103H250L249 105H250V108H249V112L247 111V113H251V116H245V117H247L248 119H249V117H252V113H253V116H254V114H255V118L254 117H252V119H258V121H260V118H261V115L260 114H258V115H256V112H257V110L261 107V105L260 104H262ZM11 103V104H10ZM17 103H19V106H18V104ZM123 103H128V106L129 107H127L126 106V104H123ZM136 103H138V104H136ZM145 103H147V104H145ZM199 103V102H198ZM211 103V104H210ZM212 103H213V105L215 104L216 106H212ZM17 104V105H16ZM111 104L113 105V106H111ZM121 104H122V106L123 105H125V107L126 108H123L122 106H121ZM134 105L133 107H130V106H132V105ZM141 104H144V105H141ZM227 104V105H226ZM255 104H257V105H255ZM16 105V106H15ZM21 105V106H20ZM104 105V106H103ZM118 105H119V109H118ZM140 105V106H139ZM154 105H156V103H154ZM156 105V106H157ZM193 104H190L189 106H192ZM221 105V106H220ZM222 105H224V106H227L228 108H225L224 106H222ZM263 105V104H262ZM102 106V107H101ZM105 106H108V107H110V109H108V107H105ZM143 106V107H142ZM144 106H146V108L144 107ZM220 106V107H219ZM254 106V108L252 109V107ZM259 106V107H258ZM7 107V108H6ZM97 107V108H96ZM99 107H101L100 109H99ZM103 107H104V109H103ZM136 107V109H134ZM221 107H224V108H221ZM256 107H258V108H256ZM6 108V109H5ZM95 108L96 109H98L97 111H102V112H99V114L100 113H103L102 114V116H98V114H97V112L96 113H94L96 110H95ZM123 108V109H122ZM132 108V109H131ZM144 108V109H143ZM103 109V110H102ZM116 109H118V110H116ZM129 109H131V112H129ZM95 110V111H94ZM107 110V111H106ZM127 110V111H126ZM135 110H137V111H135ZM146 110V111H145ZM5 111V112H4ZM67 111V110H66ZM66 111H65V113H66ZM93 111V112H92ZM120 111L122 112V113H120ZM135 111V112H134ZM89 112H87V115H90L89 114ZM108 112H112V111H108ZM129 112V113H128ZM133 112V113H132ZM201 112V114L203 115V113ZM215 112V113H214ZM231 112H233L232 114H231V116H232V118H236L237 116V109H234L233 111L231 110ZM116 113V114H115ZM125 113V114H124ZM126 113H128V115L126 114ZM136 113V114H135ZM137 113H138V115L139 116H135V115H137ZM144 113V114H143ZM131 114V115H130ZM133 114V115H132ZM143 114V115H142ZM166 114V113H165ZM249 114H247V115H249ZM113 115H115V117L113 118ZM121 115H124V116H126V118H124V116H123V118H122V116ZM131 117H130V116ZM177 115H179V116H176L175 118H174V123L172 122V127L173 128H175V127H178L179 125H177V124H180L181 123V121L183 120V115H182V113L181 112H179V114H177ZM211 117H210V116ZM133 116H135V117H133ZM165 116V115H164ZM88 117V116H87ZM90 118H91V116H89ZM88 117V118H89ZM130 117V118H129ZM139 117V119L141 120V121H139L137 118ZM203 117V116H202ZM205 117H203V118H205ZM244 117V119L245 120H248V119H246ZM84 118V117H83ZM113 118V120H111ZM121 118H122V120H121ZM136 118V119H135ZM82 119V118H81ZM117 119H119V121H121L120 122V124H119V121L117 120ZM182 119V120H181ZM85 120V122H88V124H92V120L91 119H82L81 121H80V128H82V130H83V133H82V130H81V138H79L78 139V144H80V140H82L81 142H83V143H85L86 141L85 140H87L88 138L86 137L87 136V133H85V131H84V129L86 130L87 129V127H88V124L87 123H85V122H83ZM124 120V121H123ZM128 120V121H127ZM135 120V121H134ZM101 121V120H100ZM108 123H107V122ZM116 121V122H115ZM118 121V122H117ZM123 121V122H122ZM191 122H193V121H191ZM190 122V123H191ZM95 123V122H94ZM117 123V126L115 125ZM126 123V124H125ZM193 123H194V125H193ZM193 123H191V125H193L194 127H196V122L194 121ZM122 125H123V127H122ZM125 125V126H124ZM129 125V124H128ZM174 125V126H173ZM190 125V124H189ZM190 125V126H191ZM228 126L230 125L229 123L227 124ZM190 126H189V128H190ZM193 126H191V127H193ZM243 127V125H240V127ZM121 127V128H120ZM193 127V128H194ZM261 127L260 126H258L257 127V129H260ZM109 129V128H108ZM112 129V130H111ZM119 129V130H118ZM123 129H124V131H123ZM256 129V130H257ZM116 130V131H115ZM121 130V131H120ZM165 130H166V128H165ZM164 130V131H165ZM190 131H192V128H190L189 129ZM119 131V132H118ZM126 132L125 134L123 133V132ZM259 131V130H258ZM112 132H113V134H112ZM118 133V134H116V133ZM121 132L123 133V135H121ZM257 132V131H256ZM115 133V134H114ZM259 133V132H258ZM121 135V137H120V135ZM113 136H114V138H116V139H114L113 138ZM115 136H118V138L117 137H115ZM183 136H186V135H183ZM182 136V138H184ZM181 137V136H180ZM180 137L179 138H177V140L178 141H182V140H184V139H182L181 138V140H180ZM187 137H188V135H187ZM187 137H185V139H187ZM111 138H113L112 140H111ZM251 138V137H250ZM85 139V140H84ZM252 139L253 138H251V139H249V140H251L252 141ZM262 139H264V137L262 138ZM261 139V140H262ZM118 140V141H117ZM264 140H262L261 142H263ZM110 142V143H111ZM260 142V143H261ZM119 143V144H118ZM259 143V145L257 146V148L258 147H260V146H262V147H264V142H263V145H262V143L260 144ZM81 145H83V144H81ZM114 146V145H113ZM122 146V147H121ZM101 147V148H100ZM104 147V148H103ZM126 147H127V145H126ZM99 148V149H98ZM116 148H118V149H116ZM101 149H104V150H102V151H100ZM140 149V150H139ZM118 153V155L116 156V153H115V151ZM96 151H99V152H96ZM107 151H109V154H106V153H108ZM111 151H112V153H111ZM119 151V152H118ZM121 151V152H120ZM141 151V152H140ZM92 152V151H91ZM143 152V153H142ZM94 153H96V154H94ZM98 153V154H97ZM114 153V155H111V154H113ZM120 153V154H119ZM83 155V156H82ZM107 155V156H106ZM17 155H15V158L14 157H12L10 160H11V162H14V161H16L18 158V156L16 157ZM89 156V157H88ZM94 156V157H93ZM113 156V157H112ZM121 156H122V160H121ZM87 157V158H86ZM96 157V158H95ZM116 157V158H115ZM117 157H119V159L117 158ZM145 157H146V155H145ZM144 157V158H145ZM89 158L91 159V160H89ZM132 158V159H131ZM15 159V160H14ZM85 159V160H84ZM114 159V160H113ZM124 159V160H123ZM127 159V161L125 162V160ZM134 159V160H133ZM25 160H28L30 163H31V161L29 160V158L28 159H24L23 160V164H24V162H25ZM71 160V161H70ZM28 161H26L25 162V164H26V166H27V164H29L28 166H30L31 164L28 162ZM66 161H68V162H70V164L68 163V162H66ZM92 161H93V163H92ZM117 161H121V163H123V166H122V164L121 163H118ZM122 161H124V162H122ZM62 162V163H61ZM79 162V161H78ZM106 162V163H105ZM110 162V163H109ZM112 162H114V163H112ZM130 162V163H129ZM135 162V163H134ZM112 163V164H111ZM127 163V164H126ZM115 164H117L118 166H116ZM120 164V165H119ZM33 165V164H32ZM63 165V166H62ZM113 165V166H112ZM126 165V166H125ZM133 165V166H132ZM140 165H142V166H140ZM27 166V167H28ZM81 166V167H80ZM85 166V167H84ZM94 166V167H93ZM97 166V167H96ZM101 166V167H100ZM105 166V167H104ZM122 166V167H121ZM139 166V167H138ZM60 167V168H59ZM78 167H80V168H78ZM108 167V168H107ZM116 167H118L117 169H116ZM128 167L132 170L130 173L128 172ZM64 168V169H63ZM70 168V169H69ZM73 168V170L70 172V170ZM85 168V169H84ZM87 168V169H86ZM93 168H95L94 169V171H92V169ZM122 170H121V169ZM66 169H68V171L66 170ZM103 169V170H102ZM104 169H106V170H104ZM129 169V170H130ZM87 170H89V171H87ZM110 170H111V172H110ZM116 171V173H115V171ZM135 170V171H134ZM67 171V172H66ZM92 171V172H91ZM106 171L108 172V174L106 173ZM137 171V172H136ZM75 172V173H74ZM79 172V173H78ZM80 172H82V173H80ZM89 172V174H87ZM94 172V173H93ZM96 172V173H95ZM125 172H127V173H125ZM146 172V171H145ZM152 172H155V171H152ZM69 173V174H68ZM73 173V174H72ZM77 173V174H76ZM112 173L114 174L113 176H112ZM118 173V174H117ZM120 173V174H119ZM144 173V172H143ZM85 174V175H84ZM100 174V175H99ZM109 174H110V176H109ZM124 174H125V176H124ZM127 174V175H126ZM135 174V175H134ZM139 174H141V171L139 172ZM139 174H138V176H139ZM154 174V173H153ZM153 174H151V175H153ZM21 175V176H20ZM63 175H64V177H63ZM83 175H84V177H83ZM88 175V176H87ZM94 175V176H93ZM122 175V176H121ZM143 175V174H142ZM155 175V174H154ZM97 176L99 177V178H97ZM128 176V177H127ZM131 176V177H130ZM26 177V178H25ZM78 177V178H77ZM112 177V178H111ZM123 177H125L126 179H124ZM137 176H135V178H136ZM29 178V179H28ZM32 178V179H31ZM72 178V179H71ZM76 178V180H74ZM87 178H90V180L88 179L87 180ZM123 178V179H122ZM62 179V180H61ZM73 181H71V180ZM103 179H104V181H103ZM129 179H131V180H129ZM139 179V180H138ZM31 182H30V181ZM38 180V182H36ZM62 182H61V181ZM80 180H82V181H80ZM95 180H97V181H95ZM112 180V181H111ZM124 180H125V182H124ZM129 180V181H128ZM133 180V181H132ZM22 181H24V182H22ZM40 181V182H39ZM44 182V183H42V182ZM58 181H60L59 183H58ZM65 181V182H64ZM70 181V182H69ZM88 181V182H87ZM130 181H131V184H130ZM158 182H159V179L157 180ZM30 182V183H29ZM36 182V183H35ZM80 183V185L82 184L83 185V187L85 186V189L87 188V187H89L91 190H92V192H91V190H88L89 188H87L86 190L82 187V188H80L81 186L79 185V188H78V191H76V189H77V187H78V185L77 184H74L73 185V183ZM86 182V183H85ZM95 182V183H94ZM103 182V183H102ZM105 182V183H104ZM119 182V183H118ZM122 184H121V183ZM124 182V183H123ZM161 182V181H160ZM159 182V183H160ZM17 183V184H16ZM20 183V184H19ZM38 183V184H37ZM46 183V184H45ZM72 183V184H71ZM93 183V184H92ZM102 183V184H101ZM134 183V184H133ZM135 183H137V185H135ZM37 184V185H36ZM41 186H40V185ZM53 184H56V185H53ZM92 184V185H91ZM121 184V185H120ZM131 186H130V185ZM133 184V185H132ZM141 184V185H142ZM23 185V186H22ZM55 187H53V186ZM71 185V186H70ZM72 185L76 188L75 190H74V187H72ZM11 186V187H10ZM33 186V187H32ZM37 186V187H36ZM50 186V187H49ZM57 186L59 187V188H57ZM64 186V187H63ZM67 186H68V188H67ZM91 186V187H90ZM116 186H117V188H116ZM123 186V187H122ZM136 186H137V188H136ZM24 187V188H23ZM39 187H42V188H39ZM72 188V190L70 191V189ZM96 187V188H95ZM16 188V189H15ZM36 188H37V190H36ZM49 188H51L50 190H49ZM62 188H63V190H62ZM126 188H128V189H126ZM130 188V189H129ZM135 189V191L133 190V189ZM143 190L144 189V192L143 191H141V189ZM149 188V187H148ZM35 189V191H33ZM59 189V190H58ZM66 189V190H65ZM68 189V190H67ZM132 189V190H131ZM139 189V190H138ZM14 190V191H13ZM25 190V191H24ZM38 190H39V192H38ZM49 190V191H48ZM81 190V191H80ZM84 190H85V192H84ZM139 191V193H138V191ZM147 190V191H146ZM27 191V192H26ZM43 191V192H42ZM56 191V192H55ZM64 191V192H63ZM69 191V192H68ZM74 191H76L75 193H74ZM80 191V192H79ZM83 191V192H82ZM88 191V192H87ZM90 191V192H89ZM127 191V192H126ZM133 191V192H132ZM146 191V192H145ZM160 191V190H159ZM28 192H30V193H28ZM71 192V194H75L74 195V198L76 199V197L78 198V196L77 195H79L80 197V199H76V200H74V198H73V195H69V193ZM79 192V193H78ZM82 192V193H81ZM134 192H135V194H134ZM137 192V193H136ZM148 192V193H147ZM162 191H160V193H161ZM37 193V194H36ZM45 193H46V195H45ZM65 193V194H64ZM84 193V194H83ZM85 193H89V194H87L88 195V197H86L87 195L85 194ZM113 193V194H112ZM125 193V194H124ZM128 195H127V194ZM144 194L145 195V193H147V195H149V198L150 199H152L151 201H150V199L148 198V200H146V202L149 204H147V203H145L144 204V206H143V208L140 210H138V208H135L136 210H137V212H135V210L133 211V212H131V213H129L128 215H124L123 216V218H120V221H119V217H122L121 215H123L122 213L123 212H121L120 214L121 215H118V211L121 209V208H123V205H126V203H130V204H132V202H134V203H137V198L136 197H134L136 194H138V196H139V194ZM150 193H151V195L152 196H154L153 198H152V196L150 195ZM29 194H31L30 196H29ZM42 194V195H41ZM133 194V197L134 198H136V199H134V200H131L132 199V197L130 198V196ZM165 194V193H164ZM35 196V197H32V196ZM40 195V196H39ZM65 195V196H64ZM124 195H126L125 197H124ZM130 195V196H129ZM144 195H142V196H144ZM147 195H145L144 197H146ZM159 195V196H158ZM30 198H29V197ZM39 196V197H38ZM85 198L84 199V201L82 200L83 198ZM121 196V197H120ZM128 196V197H127ZM137 196V195H136ZM137 196V197H138ZM165 195H163V196H161V197H164ZM28 199H27V198ZM91 197H92V199H91ZM112 197V198H111ZM148 197V196H147ZM159 197V198H158ZM18 198H19V200H18ZM25 198V199H24ZM33 198V199H32ZM60 200H59V199ZM72 198V199H71ZM82 198V199H81ZM87 198V199H86ZM106 198H110V199H106ZM123 198V199H122ZM158 198V199H157ZM13 199V200H12ZM15 199L17 200V201H15ZM57 199H58V202H57ZM64 199H65V201H64ZM89 199H91V200H89ZM94 199V200H93ZM116 199V200H115ZM126 201H125V200ZM28 200V201H27ZM81 200H82V202H81ZM90 201V202H88V201ZM114 200V201H113ZM129 200H131V201H129ZM14 201H15V204H14ZM29 201H33L32 203H30ZM64 201V202H63ZM93 203H92V202ZM111 201H112V203H113V205L115 206V208H114V206L113 207H111L110 208V206H112V203H111ZM118 201V202H117ZM122 201V202H121ZM125 201V202H124ZM136 201V202H135ZM150 203H149V202ZM161 201V202H160ZM2 202H3V204H2ZM61 202V203H60ZM71 203V204H67V203ZM85 202V206H87V207H85L84 206V203ZM30 203V204H29ZM47 203V204H46ZM55 203V204H54ZM57 203V204H56ZM65 205V206H63V204ZM76 204V205H73V206H71L72 204ZM79 204V206H78V204ZM86 203H88V204H86ZM92 203V204H91ZM119 203H121L120 205H119ZM5 204V205H4ZM43 204V205H42ZM90 204V206H88ZM99 204V205H98ZM148 206H147V205ZM162 204H163V202H162ZM161 204V205H162ZM19 205V206H18ZM23 205V206H22ZM60 205H62V206H60ZM117 205V206H116ZM122 205V207H119V206H121ZM155 205V206H154ZM18 206V207H17ZM29 206V207H28ZM41 206V207H40ZM68 206V209H70L71 207V209L70 210H68L66 207ZM71 206V207H70ZM75 206H77L78 208H76V210H74L75 209ZM109 208H108V207ZM159 206V207H158ZM74 207V208H73ZM79 207L81 208L80 210H79ZM89 207H94L95 208V210L97 209L98 211L100 210V212H98V213H96L97 215H95V216H93V218H96L95 219V221H92V220H94L93 218H91V216H90V218H89V216L86 214L84 217L85 218H83V216H82V218L83 219H81V221H79V222H75L74 223V221L72 222V221H70V222H67V221H65L64 222V219L65 218H68L70 215L73 217L74 216V213L75 214H81V215H84L87 211H88V208ZM106 207H107V209H106ZM146 207V208H145ZM147 207H149V208H147ZM62 210H60V209ZM63 208H65V209H63ZM117 208V209H116ZM151 208V209H150ZM38 209H39V211H38ZM66 209L68 210V211H66ZM64 210V211H63ZM116 210H118V211H116ZM147 210V211H146ZM29 211V212H28ZM49 211V212H48ZM68 212V213H66V212ZM69 211L71 212V214L69 213ZM115 211V212H114ZM51 212H53V213H51ZM57 212V213H56ZM63 212V213H62ZM84 212V213H83ZM113 212V213H112ZM143 212V213H142ZM40 213V214H39ZM46 213V214H45ZM49 213V214H48ZM55 213L57 214V216L55 215ZM132 213H134L135 215H130V214H132ZM156 213V214H155ZM49 216H48V215ZM50 214H52V218H53V220H52V218L50 219L49 217H50ZM60 214H62V215H60ZM73 214V215H72ZM79 214V215H80ZM35 215V216H34ZM42 215V218L40 217ZM55 217H54V216ZM59 215V216H58ZM65 215H66V217H65ZM67 215H68V217H67ZM115 215H117V216H115ZM139 215V216H138ZM147 215V216H146ZM155 215V216H154ZM45 216V217H44ZM48 218H47V217ZM61 216H63V217H61ZM97 216V217H96ZM128 216H130V217H128ZM131 216L133 217V218H131ZM141 216V217H140ZM148 217L147 219H146V221L147 220H150L151 219V217L152 218H156L157 219V221H155V223L157 222V225L159 224V226H157V227H155V225L153 226V227H155V229H156V233H155V236L153 237V236H151V237H153V238H151L150 239V237H148V235L146 236H144V235H141L142 233H141V231L138 229V226L137 225H135V224H132L131 222L133 221H135V222H139V218L140 219H143V218H145V217ZM223 216V217H222ZM32 217V218H31ZM40 217V219H38V218ZM101 217V218H100ZM117 217V218H116ZM127 217H128V219H127ZM135 217V218H134ZM137 217H139L138 218V221H137ZM30 218V219H29ZM34 218V219H33ZM44 218V219H43ZM87 218H89L90 220V222H88V219ZM99 218V219H98ZM107 218H109V219H107ZM116 218V219H115ZM42 219H43V221H42ZM52 220V221H50V220ZM107 219V220H106ZM113 219V220H112ZM122 219V220H121ZM125 219V220H124ZM130 219V220H129ZM134 219V220H133ZM32 220V221H31ZM37 220V221H36ZM41 220V221H40ZM47 220V221H46ZM99 220V221H98ZM104 220H105V222H104ZM127 220H129L128 222H127ZM28 221L31 223H28ZM63 221V222H62ZM84 221H87L88 223H90L91 225H89V224H87L86 222L84 223ZM97 221V222H96ZM100 221H102V222H100ZM131 221V222H130ZM224 221V222H223ZM229 221V220H228ZM32 222L34 223V222H37V223H34V224H32ZM38 222H44L43 224H39ZM51 222V223H50ZM92 222V223H91ZM109 222V223H108ZM116 222V223H115ZM120 223V226H119V223ZM130 222V223H129ZM140 222H145V221H141L140 220ZM210 222V223H209ZM78 223H80V224H78ZM93 223H95V225L93 224ZM115 223V224H114ZM127 223H129V224H127ZM223 225H222V224ZM67 224V225H66ZM78 224V225H77ZM84 224H85V226H84ZM125 225L124 227L122 226V225ZM154 224V223H153ZM152 224V225H153ZM219 224V225H218ZM260 224V225H259ZM31 225V226H30ZM33 225V226H32ZM73 225V226H72ZM83 225V226H82ZM94 225V226H93ZM113 225H114V227H113ZM117 225V226H116ZM131 225V226H130ZM176 225V226H175ZM221 225V226H220ZM226 225V226H225ZM263 225V226H262ZM28 226L29 227H31L30 229L28 228ZM35 226V227H34ZM37 226V227H36ZM63 226V227H62ZM68 226V227H67ZM70 226V227H69ZM78 226V230L75 228V227H77ZM87 226V229H86V231H85V228L84 227H86ZM111 226H112V228H111ZM119 226V227H118ZM165 226H167V227H165ZM261 226V227H260ZM60 227H62V228H60ZM118 227V228H117ZM218 228V230H217V228ZM37 228V229H38ZM91 228V229H90ZM124 228V229H123ZM135 230H134V229ZM221 228V229H220ZM224 228V229H223ZM31 229V230H32ZM71 229V230H70ZM73 229V230H72ZM90 229V230H89ZM39 230V229H38ZM40 230V231H41ZM58 230V231H57ZM67 230V231H66ZM76 230V231H75ZM80 230V231H79ZM85 232H84V231ZM89 230V231H88ZM94 231H95V229H93ZM118 230V231H117ZM160 230V231H159ZM220 230V231H219ZM225 230V231H224ZM258 230V231H257ZM39 231V232H40ZM68 231H69V233H68ZM75 231V232H74ZM83 231V232H82ZM91 231V232H90ZM135 231H137L136 233H135ZM159 231V232H158ZM217 231V232H216ZM76 232H78V234L76 233ZM81 232V233H80ZM192 232H193V234H192ZM62 233V234H61ZM73 233V234H72ZM94 233V232H93ZM141 233V234H140ZM172 235H171V234ZM188 233H190V234H188ZM64 234H66V235H64ZM69 234V235H68ZM81 234V235H80ZM91 234H89L88 236H90ZM214 234V235H213ZM226 234V235H225ZM56 235V236H55ZM71 235V236H70ZM73 235V236H72ZM76 235H78V236H76ZM85 235V236H86ZM170 235H171V237H170ZM175 235V236H174ZM187 235H188V237H187ZM224 235V236H223ZM246 235V236H245ZM34 236H35V238H34ZM70 236V237H69ZM121 238H120V237ZM124 238H126V239H124ZM135 236H136V239H134L135 238ZM64 237V238H63ZM65 237H66V239H65ZM119 237V238H118ZM139 237V238H138ZM178 237V238H177ZM244 237H246V238H244ZM59 238V239H58ZM113 238V239H112ZM119 240H118V239ZM142 238V239H141ZM149 238V239H148ZM177 238V239H176ZM262 238V239H261ZM57 239V240H56ZM62 239H63V241H62ZM65 239V240H64ZM115 239V240H114ZM121 239H123V240H121ZM147 239V240H146ZM153 239V240H152ZM175 239H176V241H175ZM214 241H212V240ZM73 240V239H72ZM116 240H118V241H116ZM129 240V241H128ZM132 240H135V241H132ZM166 240H167V242H166ZM187 240V241H186ZM209 240V241H208ZM260 240V241H259ZM49 241H51V243H52V245H51V243L49 242ZM115 241V242H114ZM121 241V242H120ZM164 241V242H163ZM174 243H173V242ZM45 242H47L46 244H44ZM55 242V243H54ZM128 242H130V243H128ZM138 242V243H137ZM144 242V243H143ZM34 243V244H33ZM111 243V244H112ZM151 243H149V244H151ZM187 243H188V245H187ZM211 243V244H210ZM233 243V244H232ZM44 245V247L46 248H43V245ZM114 244V245H115ZM175 244H177V245H174ZM229 244V245H228ZM235 244H236V246H235ZM37 245V246H36ZM41 245H42V250L40 249L41 248ZM48 245V246H47ZM57 245V244H56ZM129 245V246H128ZM131 245V246H130ZM139 245H140V247H139ZM144 246L143 248H141L142 246ZM146 245V246H145ZM148 245V246H147ZM170 245V246H169ZM211 245V246H210ZM226 245V246H225ZM259 245V246H258ZM40 246V247H39ZM117 246H121V250H119V252H118V254H120L121 252L120 251H124V247H122L123 246V244H119V245H117ZM177 246V247H176ZM249 246V247H248ZM261 246V247H260ZM263 246V247H262ZM39 248V250H38V248ZM58 247V246H57ZM60 247V246H59ZM59 247L57 248V249H59ZM203 247V248H202ZM230 247V248H229ZM235 247V248H234ZM54 248H56V247H54ZM61 248V247H60ZM117 248H119V247H117ZM123 248V249H122ZM139 248V249H138ZM237 248V249H236ZM247 248V249H246ZM28 249H29V251H30V253H29V251H28ZM34 249H36V250H34ZM43 249H44V252H43ZM120 249V248H119ZM172 249H173V251H172ZM206 249V250H205ZM33 250V251H32ZM40 251V252H38V251ZM61 250V249H60ZM171 250V252H169ZM15 251V252H14ZM105 250H103V252H100L99 254H102V255H99V254H96L95 256H94V258H93V264H102V262H103V264L105 263L106 264V262H104V260H106L107 258H105V257H107V256H104V257H102L103 255H108L109 253H106L105 254V252H108L107 250L104 252ZM142 251V252H141ZM223 251V252H222ZM225 251H227V252H225ZM22 252V253H21ZM25 252V253H24ZM47 253V252H46ZM104 253V254H103ZM143 253V254H142ZM166 253H167V250H166ZM167 253V254H168ZM229 253V254H228ZM3 254H4V256H3ZM6 254V255H5ZM24 254V255H23ZM30 254V255H29ZM62 254V253H61ZM116 255H113V258L114 257H116L117 256V252L115 253ZM165 255V256H167L168 257V255ZM209 254V255H208ZM211 254V255H210ZM213 254V255H212ZM8 255V256H7ZM27 255V256H26ZM35 255H38V256H36L35 257ZM41 255V256H40ZM181 255V256H180ZM189 255V256H188ZM256 255V256H255ZM7 256V257H6ZM22 256V257H21ZM23 256H25V257H23ZM30 256V257H29ZM34 256V257H33ZM99 256H101V258L99 257ZM118 256H120V255H118ZM117 256V257H118ZM180 256V257H179ZM188 256V257H187ZM28 257V258H27ZM38 257V258H37ZM187 257V258H186ZM193 257V258H192ZM207 257V258H206ZM98 258V259H97ZM103 258V259H102ZM112 258V257H111ZM112 258V259H113ZM192 258V259H191ZM204 258V259H203ZM258 258V259H257ZM3 259V260H2ZM22 259V260H21ZM34 261H33V260ZM180 259V260H181ZM213 259V260H212ZM225 259V260H224ZM241 259V260H240ZM109 259H107L106 261H108ZM252 260V261H251ZM257 260H259V261H257ZM31 263H30V262ZM33 261V262H32ZM256 261V262H255ZM95 262V263H94ZM108 262H110L111 263V261H108Z\"/></svg>","mask_w":264,"mask_h":264}]
</instances>
